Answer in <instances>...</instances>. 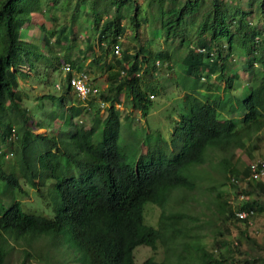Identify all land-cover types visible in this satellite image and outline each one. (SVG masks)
<instances>
[{
    "label": "trees",
    "instance_id": "16d2710c",
    "mask_svg": "<svg viewBox=\"0 0 264 264\" xmlns=\"http://www.w3.org/2000/svg\"><path fill=\"white\" fill-rule=\"evenodd\" d=\"M60 1L67 2L45 0V6L53 9ZM98 1L75 0L70 17H74L84 3V14H91L90 21L96 27L92 36H83L84 45L77 46L76 52L66 49L60 54L50 48L51 42L67 43L71 37L77 38L69 36L65 24L50 29L37 20L41 26L40 41L23 38L20 27L33 25V15L41 10V0H0V141L8 143L14 137L18 139L23 166L32 177L30 184L38 192L41 188L52 190L56 198L51 216L23 211L17 199L0 207V264H4L14 249L20 251L18 264H25L29 258L41 264L67 261L134 264L133 249L139 244L154 249L157 240L165 243L166 254L161 260L147 256L140 264H264V244L250 236L246 227L248 216L250 220L264 211V202L260 201L264 198V173L249 178V162L241 165L234 151L236 147L244 148V138L264 123V110L254 113L250 107L254 103L264 109V0H246L251 13L260 17V25L251 20L244 22L246 10L239 2L232 5L227 0H209L208 3L205 0H146L141 16L138 0H108L104 2L112 11L103 18L97 11ZM125 17L126 25L121 22ZM195 19L194 45L186 46V52L180 57L181 73L175 82L178 87L191 91L184 93V110H179L178 125L172 132L176 146L170 152L150 148L144 156L128 162L124 147L117 143L120 122L128 120L133 111L144 116L152 109L156 79L152 80L158 77L159 67L172 53L167 48L151 51L139 41L130 49L121 48V36L129 29L133 39H137L143 24L152 34H162L164 40H183L185 27ZM155 21H158L157 26ZM91 37H95V43ZM94 47L98 53L88 58L87 52L96 49ZM234 55L240 56L239 64H235ZM110 56L114 57L112 62ZM86 58L89 62L83 64ZM38 59L52 70H61L64 63L72 69L64 74L62 91L37 96L39 100L54 101L49 116L59 117L66 128L65 131L58 128L56 134L31 130L27 123L28 111L21 103L26 96L18 82L19 77L26 75L21 65L27 63L29 69L35 70ZM93 67L109 68L100 81L105 85L99 83L103 91H98L92 83L96 89L94 94L83 102L76 97L75 104L66 105L64 101L71 99L70 72L83 69L87 73ZM237 69L248 77L250 93L245 97L250 101L246 104L248 111L239 121L222 119L217 115L221 106L218 89L231 90L227 94L234 95V86L241 78ZM121 91L129 95L126 99H130L134 109L122 116L117 106L123 102L117 97ZM97 92L99 101L93 110L88 98ZM104 101L108 103L106 106ZM100 106L104 107L102 117L94 112L101 109ZM91 109L95 113L94 125L99 119L102 123L97 131L94 125L85 128L74 121L81 112ZM13 112L19 116L17 132L12 126ZM35 123L39 127L40 123ZM210 150L217 152L218 168L226 172L219 184L227 182L243 197L233 208L227 199L221 198L220 191L211 186L205 200L209 207L208 218L214 216L218 225L210 230L212 246L207 248L196 238L203 234L198 230L201 224H196L197 231H193L196 239H192L191 232L178 223L189 221L193 216L170 205L194 199L195 181L190 183L185 174L192 165L202 163L203 156ZM262 159L264 161V155ZM0 178L5 179L9 187L24 191L12 169L4 170L0 165ZM178 189L183 191L176 193ZM147 202L160 209L158 226L145 221L143 206ZM235 209L247 210L249 215L237 218L233 213ZM235 223L245 227L232 241L226 235L229 225ZM178 236L180 245L175 247ZM241 237L255 246V250L244 248ZM258 248L261 250H256Z\"/></svg>",
    "mask_w": 264,
    "mask_h": 264
},
{
    "label": "rangeland",
    "instance_id": "374dc122",
    "mask_svg": "<svg viewBox=\"0 0 264 264\" xmlns=\"http://www.w3.org/2000/svg\"><path fill=\"white\" fill-rule=\"evenodd\" d=\"M108 0H99V7H97V11L100 14V17H104L106 14H110L112 9L110 6H107ZM208 3L209 0H205ZM230 4L234 5L238 2L240 3L243 10H246L245 21L251 20L252 22L260 25L261 19L257 16L256 13H251L250 9L246 5V0H227ZM139 2V15L144 14L146 0H138ZM75 0H67L60 1L57 6L53 7V9H48L45 6V0H41V10L36 11L34 17V21L32 22V26L29 25H21V32L23 38L26 40H31L35 42H39V32L41 30L40 24L38 21L44 22L43 24L50 28L55 29L58 28L59 25L65 24L67 33L69 36L75 35L77 38H70L67 43L62 42L60 44H56L55 42L50 45V48L53 50H58L59 53L65 52L66 49L71 50V52H76L77 46L81 47L84 45V37L83 36H92V30H95V23L91 22L92 19L91 14H84L85 5L81 4L77 14L74 17H70L73 12ZM86 3V2H85ZM52 10H54L52 13ZM89 10V9H86ZM91 12V11H90ZM56 16V17H54ZM18 24H21L20 20L17 21ZM123 24H127L126 17L121 19ZM156 22V21H155ZM158 22V21H157ZM156 22V26H157ZM197 23V19L194 22H188L187 26L184 30V39H167L164 40V36L162 34L153 33L146 30L144 25L141 24L139 31V37L137 39H133V34L131 30L127 29L125 34L121 36V48H128L130 46L139 41L143 45L147 46V48L151 51H157L160 49H170L172 53L170 59L167 62H164L159 67V75L156 76L152 82H155V93H154V104L152 109H150L146 115L140 116L138 111H133L130 118L128 120H123L120 122V128L117 136V143L122 145L125 150L126 159L128 162H133L137 156L145 153L147 149L150 148H159L165 152H170L172 146L175 145V142H171L173 138L172 132L176 129L179 118V110H184V105L186 103V99L184 97L185 92H191L186 88H180L175 83L180 75V57L186 52V46L194 45V31L195 25ZM100 24V21L97 23ZM236 29V28H235ZM242 30V29H239ZM91 41L95 43V37H91ZM44 48L47 46H43ZM96 48V47H94ZM98 49H93V51H88L86 56H92L93 54L98 53ZM114 60V57L110 56V62ZM241 60L239 55H234L235 64H239ZM87 61V58L84 60ZM36 69H29L27 63H23L21 65L22 70L25 72V76L19 77V84L21 86L22 91L26 94L25 98L21 101L22 105L28 111V119L27 123L30 125L31 130L34 132H42L45 130L46 133L56 134L58 128H62V131H65V127L60 122V118H51L49 116V112L52 109L54 101L51 102L49 99H37L42 93L51 92L54 94L62 91L63 83H64V73L60 69L52 70L53 68L50 66H46L43 60H36ZM89 62V60L87 61ZM86 62V63H87ZM255 68L257 67L254 65ZM86 69V65L82 66ZM241 67V66H240ZM109 70V68H108ZM106 68L96 69L93 67L92 71L88 73L90 79L98 86V91H103L101 78L104 77L103 74L108 71ZM238 73H240V80L238 79L237 83L234 86L233 94L228 95L227 93L230 91H222L218 89L219 93V103L220 107L217 109V115L219 118H231L234 121L238 119L235 116H238L241 112L242 108L239 107L237 111L238 104L240 105L242 100V95H245L243 91L246 89L241 86L242 81L245 84L243 86H249L248 77H245V73L243 74V70L237 69ZM44 73L46 75H44ZM202 80V78H201ZM247 82V83H246ZM101 84L98 85V84ZM104 86V85H103ZM163 86V87H162ZM220 87V86H219ZM201 90L202 87H199ZM247 89H249L247 87ZM70 100H65V104H69L70 102L75 104L76 96L72 89L70 90ZM94 96V97H93ZM90 96L88 99L91 100V107L95 108L98 104V93ZM119 100L123 102L118 106V110H120V115L122 116L126 111L131 112L133 109V105L131 104L129 95L127 96L124 91H121L117 95ZM88 102V101H87ZM104 105L106 106L108 103L104 101ZM53 104V105H52ZM101 107V106H100ZM186 108V107H185ZM182 110V111H183ZM99 117H102L104 114V107L99 108L98 111H94ZM91 110L88 112H81L80 115L74 118L78 124H82L83 127L87 128L89 126L94 125V113ZM15 116V122H13L12 126L17 132L16 123L19 121V116L13 112L12 114ZM35 122H39V127L35 125ZM101 121L96 120L95 130H99L101 127ZM255 127V125H254ZM256 128V127H255ZM260 138L257 141L256 147H252L251 144H247L245 148L238 149L235 148L234 151L239 152L237 158L238 162L242 164L247 163L250 160L256 159L258 157H262L264 155V126L260 128V131L256 132ZM248 155H252L250 158ZM2 157V158H1ZM0 158L2 163V169L4 170H13L15 174L18 175L21 187L24 189L23 192L19 191L18 188L9 187L6 184L5 179L0 178V207H6L12 200L17 199L20 202L21 209L26 212L43 214L46 216H51L53 214L52 207L56 198L52 195V190L41 188V192L35 189L33 185H31L32 177L29 175L28 171L23 166L24 158H22V150L19 146L18 139L13 138V140H9V142L0 141ZM65 161H63L64 163ZM237 162V163H238ZM66 164V163H65ZM67 166V164H66ZM23 168V169H22ZM65 168V167H64ZM193 172H189L186 177L189 179L190 183L195 181V188L192 189V192L195 194L194 199L186 203H171L170 207L172 209L177 208L184 212V214L191 215L193 217L190 218L189 221L182 222V224L178 223V225L185 227L188 231L191 232L192 239H198L199 242H202L204 246L207 248H211V236L210 230L214 229L216 226V222H214L212 215L208 218L209 207H207L206 199L209 195V190L211 186H214V190H219L221 193V198L227 199V202L233 206H236L239 200V196L242 193L236 192V189L232 188L227 182L224 181L223 184L220 183L221 177L226 174V172H222L218 168V159L216 155H208L204 159V163L202 165H196L192 168ZM33 181H35L33 179ZM52 182V181H51ZM36 183V181H35ZM43 187L42 185H39ZM177 192H182L183 190H175ZM174 191V193H175ZM185 193V192H184ZM54 197V199L52 198ZM243 197V196H242ZM261 202H264V198H260ZM54 201V202H53ZM145 209V221L152 224L153 226H158L157 224V215L160 210L159 207L155 204L145 203L143 206ZM170 209V210H172ZM185 218V217H184ZM182 218V221L184 220ZM199 218V219H196ZM196 219V220H192ZM194 222L195 225H194ZM247 230L250 233V236L254 237L257 242L264 244V211L258 213L254 217L247 219ZM201 224V227L198 228L199 231H202L203 234L194 238L193 231H197L195 229L196 224ZM238 223V222H237ZM235 224L229 225L227 238L232 241L236 240L237 235L240 236L239 230L244 228V224H239V226ZM194 225V227H192ZM218 225V224H217ZM209 230V232H208ZM189 236V235H188ZM180 236L177 237V242L175 247H179ZM241 244L244 248L249 250H255V246H253L250 242H247L245 239L241 237ZM260 248L256 249L259 250ZM261 250V249H260ZM20 251L14 249L5 259L4 264H18L20 259ZM166 254L165 243L161 240L156 241L155 248H150L147 245L139 244L133 249V262L134 264H140L141 261L147 257L152 256L154 260H161L163 256ZM60 257L59 255H57ZM25 264H41L37 262L34 258H29L26 260ZM61 264H74L71 261L62 262Z\"/></svg>",
    "mask_w": 264,
    "mask_h": 264
},
{
    "label": "built area",
    "instance_id": "2783aa9c",
    "mask_svg": "<svg viewBox=\"0 0 264 264\" xmlns=\"http://www.w3.org/2000/svg\"><path fill=\"white\" fill-rule=\"evenodd\" d=\"M114 52H118V46H114ZM61 70L63 73H67L69 70H72L68 63H64L61 66ZM68 83L71 89L74 91L77 99L83 102L85 99L96 92L95 87H93L92 82L90 81L89 75L82 69V70H74L70 72L68 77ZM249 171L250 174L248 175L249 178H257L264 173V161L262 160H255L249 163ZM242 197L240 194L239 198ZM236 214L240 218L247 217L249 215V211L244 209L236 210Z\"/></svg>",
    "mask_w": 264,
    "mask_h": 264
},
{
    "label": "clouds",
    "instance_id": "9594fccd",
    "mask_svg": "<svg viewBox=\"0 0 264 264\" xmlns=\"http://www.w3.org/2000/svg\"><path fill=\"white\" fill-rule=\"evenodd\" d=\"M242 82H244V81H242ZM247 83V82H246ZM240 84V83H239ZM245 84V83H244ZM246 86V85H245ZM247 87L249 88V86H246V87H244L243 86V88H245L246 90L245 91H243L244 92V94L245 95H242V100H241V103H240V105L238 104V107H237V111H238V109H239V107L241 106V108H242V110H241V112H238L239 113V115L238 116H235V118L236 119H238L237 121H239V119L243 116V114L245 113V112H247L248 111V108H247V102L248 103H250V101L247 99H245V97L246 96H248L249 95V93H250V88L249 89H247ZM221 95V94H220ZM245 99V100H244ZM251 108H252V110H253V112L254 113H257V112H263V107L262 108H260L258 105H256V104H254L253 103V105L252 106H250ZM239 126V125H238ZM264 126V123L260 126V128H262ZM260 128L259 129H256V131L254 132V133H252L248 138H244V140H245V146L247 145V144H252V138H256V137H258V138H260L258 135H256V132H258V131H260ZM259 139H257V141H258ZM171 142H173V138H172V140H171ZM176 145H174V146H172V149L175 147ZM252 146V145H251ZM254 147H256V146H254ZM236 148H238V147H236ZM245 148V147H244ZM155 149V148H154ZM171 149V150H172ZM238 149H243V148H238ZM147 151V150H146ZM146 151H145V153H146ZM211 152H209V151H207L206 153H205V155L203 156V158L205 159V157H207L208 155H216V151H214V150H210ZM240 152V151H239ZM239 152L237 153L236 152V154L238 155L239 154ZM145 153H143V154H141V155H143L144 156V154ZM204 159H203V161H202V163H200V164H196V165H202L203 163H204ZM217 159H218V157H217ZM262 159V157H258V158H256V159H253V160H250V161H248L249 163L250 162H252V161H255V160H261ZM263 160V159H262ZM249 163H248V166H249ZM196 165H192L190 168H189V170L187 171V173L185 174V175H187L189 172L191 173V172H193L192 171V168L194 167V166H196ZM192 174V173H191ZM193 175V174H192ZM241 198V197H240ZM236 210H238V209H235L234 211H233V213H234V215L237 217V218H240V217H238L237 216V214H236ZM244 218H246V217H244ZM248 219H249V216H248Z\"/></svg>",
    "mask_w": 264,
    "mask_h": 264
},
{
    "label": "crops",
    "instance_id": "0c3cea01",
    "mask_svg": "<svg viewBox=\"0 0 264 264\" xmlns=\"http://www.w3.org/2000/svg\"><path fill=\"white\" fill-rule=\"evenodd\" d=\"M86 62H87V61H84V60H83V64H85ZM103 75H105V74H103ZM101 79H102V78H101ZM90 81H91L94 85H96L91 79H90ZM243 84H244V82H241V86H242V87H243ZM98 85H99V84H98ZM103 85H105V83H103L102 86H103ZM96 86H97V85H96ZM97 87H98V86H97ZM244 87H246V86H244ZM97 93H98V92H97ZM75 96H76V95H75ZM76 101H77V100H76ZM69 104H70V103H69ZM66 105H68V104H66ZM257 139H259V138H258V137H256V138H252V144H251L252 146H258V145H257Z\"/></svg>",
    "mask_w": 264,
    "mask_h": 264
}]
</instances>
